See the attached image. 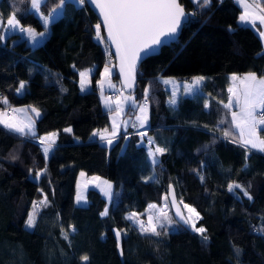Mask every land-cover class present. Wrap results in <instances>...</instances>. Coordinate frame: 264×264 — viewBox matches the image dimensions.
I'll return each instance as SVG.
<instances>
[{"label":"trees","instance_id":"obj_1","mask_svg":"<svg viewBox=\"0 0 264 264\" xmlns=\"http://www.w3.org/2000/svg\"><path fill=\"white\" fill-rule=\"evenodd\" d=\"M179 2L188 13L179 37L140 64L136 86L128 92L138 103L148 90L143 140L134 128L121 131L111 145L92 137L93 131L108 129L109 113L96 91L80 90L78 71L92 67L94 83L114 59L106 40L97 39L98 22L87 6L66 0L35 45L14 32L0 42V112L18 106L40 112L35 136L0 127V264H264V152L233 143L237 130L219 124L231 119L219 103L227 102L229 75L264 76L262 39L256 28L239 22L236 0H211L204 7ZM258 2L264 11V0ZM17 8L22 26L43 29L29 0H0L3 22ZM100 35L105 37L102 30ZM194 76L204 77L197 93L171 105L162 78ZM112 78L118 84L115 69ZM21 81L25 87L17 93ZM224 130L230 136L224 137ZM51 132L57 133L55 145L44 159L35 138ZM148 138L153 150L167 149L155 163ZM78 171L113 182L108 205L95 189L86 191V205H73ZM229 184L242 188L229 191ZM170 185L178 200L199 212L196 227L207 230L206 241L177 223L170 208L174 223L158 229L159 236L141 233L125 219L132 212L145 218L147 206H160ZM45 196L35 227H25L32 202ZM106 205L108 214L101 216ZM114 229L122 233V254Z\"/></svg>","mask_w":264,"mask_h":264},{"label":"snow or ice","instance_id":"obj_2","mask_svg":"<svg viewBox=\"0 0 264 264\" xmlns=\"http://www.w3.org/2000/svg\"><path fill=\"white\" fill-rule=\"evenodd\" d=\"M21 2H27V0H21ZM75 2L83 8L87 4L91 3L94 6L98 7L103 20V26L106 29L107 36L102 37L100 35L101 24L97 23L95 25V30L97 32L98 40H107L111 44L115 45L116 56L120 61V73L123 74L127 80H131L133 83L135 81V69L137 62L144 57L154 54L156 47L165 43V39L170 36H173L180 27L182 19L187 17V13L184 8L179 3V0H75ZM193 2L198 7H204L211 3V0H193ZM43 0H30V8L39 12ZM66 3V0H59L56 8L52 9L47 15L42 16L43 24L45 26L44 32H36L33 28H24L21 26L20 20L17 19V12L19 9H14L8 14L6 23L3 22V14H0V24L4 29V33L7 31L18 30L21 33H25L26 37L31 40L35 45L39 43L40 38H42L46 31L47 25L50 23L56 15H58V9L63 8ZM239 20L241 22H249L250 20L254 23L255 20H259L261 24H264V14H259L256 11V6L253 4H244V11L240 15ZM231 30V29H230ZM260 35L264 37V32H260ZM6 34L0 33V42L6 39ZM113 72V69L109 68L107 64L105 65L103 72L100 73L101 79L97 81V84L100 85L101 93L104 91V83L109 79ZM89 73L80 72V90L86 91L88 89L91 81L88 79ZM204 77L198 76L194 77L190 84L183 85V91L186 94H195L200 89V85ZM230 80L233 82L239 81V88L229 87L227 103L220 101L223 108L230 112L231 119L227 120L226 117L222 118L219 121L220 125L227 123L230 128H234L239 132V140L233 139V143H239L242 147L248 148L251 146L252 149H259L264 152V138H261L258 134V127L264 126V111H262L257 117V109H264V76L257 78L255 72H249L244 75L243 78L238 77L233 74L230 77ZM165 83H171V81H165ZM126 87H131V84L125 85ZM25 87V82H20V87L17 89V92H21ZM109 87H114L109 82ZM179 88L180 86L177 85ZM148 90H145V101L148 99L147 95ZM175 91L173 92V99L170 100V103L175 105ZM4 103H7L6 98ZM129 104L133 108L139 107L140 115L136 116L135 122L133 121H122L125 129L131 125L133 128H143L147 124L148 118L146 115V107L144 105H137L135 99L132 96H124L122 100L118 98L116 102L117 114L123 112V104ZM105 106L111 111V103L109 98H105ZM205 108L209 107L208 102L204 104ZM233 107L238 108V111H231ZM24 111L23 109H13V112ZM31 111L35 113L36 117L40 116V112L36 108H32ZM0 125H3L5 128L9 129L12 132H15L21 136H35V121H29L27 124L22 122H16L13 119H7L6 113H0ZM120 125L115 122V117H113L112 131L109 135H105L108 132V129L103 131L95 130L92 133V137H98L101 141H106L108 145H111L113 141L117 138L118 130ZM219 130V129H217ZM264 131V128L260 129ZM71 128H65L64 132H71ZM223 136H230V131L224 130ZM57 133H48L47 136H41L39 138V143L43 147V154L47 159L50 150L54 148L55 137ZM143 140L146 136V132L140 131L137 133ZM127 138V136H125ZM154 141L148 139V155L152 159V162L155 163L157 155H162L167 151L165 147L155 146L154 150L152 148ZM43 172H46L45 169L37 172L34 179H39ZM80 175L83 177L84 172H81ZM101 178L93 177V181H99ZM203 179V177H201ZM104 187L101 188V191L109 198L112 199L113 193L111 192L112 185L108 181L102 182ZM99 186V185H97ZM240 184H229L228 190L234 191L235 189H241ZM42 191V190H41ZM243 194L249 199L252 197L249 195L247 190H243ZM163 199V206L158 207L155 204H150L147 206L146 212L157 209L155 215H148L147 223L144 220L139 219L143 214L132 212L129 213L125 219L138 224L139 230L144 234H151L159 236L161 233L158 229L165 228L167 225H173V220L168 214L169 206L175 209V216L179 218L177 223L182 224L185 228L195 231L201 235L203 240H207L208 237L205 235L206 229L204 227H196V221L200 219L199 212L196 211L194 207L183 202L181 197L177 201L175 190L172 186H169L168 192L165 194ZM77 203L86 202L83 195L80 193L77 194ZM33 210L28 213V218L25 221L26 227L33 228L37 223L38 209L41 206L47 204V196L43 200L37 202L33 201ZM187 211L185 215L182 208ZM108 214V207H105L104 211L100 213L101 216H106ZM72 231H75V228H71ZM114 234L116 236L118 246L121 238V230L114 229ZM67 238V233L62 232ZM122 254V250H121ZM237 254H239V249H237ZM89 259L88 256H83L82 260L87 262Z\"/></svg>","mask_w":264,"mask_h":264},{"label":"rangeland","instance_id":"obj_3","mask_svg":"<svg viewBox=\"0 0 264 264\" xmlns=\"http://www.w3.org/2000/svg\"><path fill=\"white\" fill-rule=\"evenodd\" d=\"M71 1H73L75 4H77L76 2H75V0H71ZM236 1H238L243 7H244V4L245 3H247V4H253V5H255L256 6V11L259 13V14H264V11H263V9H262V7L260 6V4H259V2H258V0H236ZM59 3V0H43V3H42V5H41V8H42V10H44L45 12H47V10H48V8H50V7H52L53 9L54 8H56V4H58ZM29 5H30V0H29ZM41 8H40V10H41ZM39 10V12H36L35 10H33L34 11V13L36 14V15H41V11ZM244 11V10H243ZM243 11H242V13H243ZM241 13V14H242ZM44 14V13H43ZM259 24H261L260 23V21L259 20H256ZM239 22L241 23V24H247V25H254L253 24V22L250 20L249 22H241L240 20H239ZM261 26L263 27V29H264V24H261ZM254 27V26H253ZM256 27V26H255ZM257 31L259 32V34H260V32H262V30H260L259 29V27L257 26ZM45 31V28H43V29H41L39 32H44ZM264 31V30H263ZM47 33H48V25H47V31H46V33H45V35L42 37V38H40L41 40H43L45 37H46V35H47ZM261 36V35H260ZM261 39H262V44H263V49H264V37H262L261 36ZM40 41V40H39ZM26 43L27 44H30V43H32L31 42V40L30 39H28V40H26ZM31 45V44H30ZM109 68H111V69H115V67H114V64H109V65H107ZM105 67V66H104ZM103 69L104 68H101V70H100V73H102L103 72ZM80 72H87V73H89V75H88V79L90 80V81H92L91 80V74H92V72H93V68L92 67H86V68H83V69H81V70H79L78 71V76H77V83H78V85H79V88H80ZM100 73H99V77H98V79L94 82V83H90L89 84V86H88V89L87 90H94V91H96V93H97V95L102 99V104H104V106H105V98H109V100H110V103H111V111H109L108 110V113H109V123H110V126L108 127V132L107 133H105V135L107 136V135H109L110 133H111V131H112V123H113V117H115V122L118 124V125H120V127H119V130H118V135L120 134V132L121 131H124V130H127V129H129V127H131V128H133L131 125H129L126 129H125V127H124V125L122 124V121H133V122H135V120H136V117H133L132 118V116L130 115V113H128L127 111H128V108H129V104H127V103H125V104H123L122 105V107H123V112L122 113H120V114H117V109H116V102H117V100H118V98L120 99V100H122L123 99V97L124 96H132L133 98H134V96L131 94V93H128V92H125L122 88H121V86H120V84L118 83L117 85H114V87H109V82H111V76H112V74H111V76L109 77V79L108 80H106L105 81V83H104V91H103V93H101V90H100V85L99 84H97V81H99L100 79H101V75H100ZM113 73V72H112ZM235 75H237L238 76V74H236V73H234ZM245 74H247V73H242L241 75L244 77V75ZM194 77H198V76H194ZM194 77H192L191 79L193 80V78ZM260 76H257V78H259ZM163 79H165V81H173V80H176L174 77H165V78H163ZM181 84L182 85H184V84H190L189 82H187L186 80H182L181 81ZM166 85L168 86V91H169V103H170V100L171 99H173V92L175 91V93H176V95H175V100H176V102H177V100H178V98L179 97H181V96H184V95H186V96H190V95H193V94H186V93H184V91H183V87H177V85L175 86V85H170V83H166ZM180 86V85H179ZM20 87V84H19V86L17 87V89ZM241 87V86H240ZM17 89H16V92H17ZM24 90V89H23ZM22 90V91H23ZM22 91L21 92H17V93H22ZM107 92H117V96L116 97H112V98H110V97H107L106 96V94H107ZM171 104V103H170ZM113 105V106H112ZM171 105H173V104H171ZM147 106V105H146ZM146 110H147V108H146ZM137 115H140V111H139V113L137 114ZM146 115H147V118H148V122H149V116H148V114L146 113ZM148 122H147V124L146 125H144V127L143 128H145V127H147L148 126ZM123 129V130H122ZM136 129V128H135ZM138 129H140V128H138ZM117 135V136H118ZM106 142V141H105ZM107 143V142H106ZM81 172H83V171H78L77 172V175H76V178H75V183H74V194H73V205H75V206H84V205H86V203H87V199H86V191L88 190V189H95V190H97L101 195H102V197H104L105 199H106V201H107V205H108V203H109V198L101 191V188L102 187H104V185H103V181H108L111 185H112V188H111V192H113V182L112 181H110L109 179H107V178H105V177H101V176H99V175H95V174H91V175H87V174H85L83 177L80 175V173ZM93 177H99V178H101L99 181H93L92 180V178ZM97 185H99V186H97ZM78 193H80L81 195H83L84 196V198H85V201L86 202H81V203H77V200H76V198H77V194ZM107 205H106V207H107ZM163 206V203L160 205V206H158V207H162ZM105 209V208H104ZM184 210V213H185V215H187V211L185 210V209H183ZM102 211H104V210H102ZM168 211V210H167ZM156 212H157V209H152V210H150V211H148L147 212V215L145 216V218H139V219H142V220H144L145 221V223H147V218H148V215H155L156 214ZM169 214V213H168ZM128 215V214H127ZM25 227H26V224H25ZM28 228V227H27ZM119 250H120V252H121V249H120V247H121V238H120V241H119Z\"/></svg>","mask_w":264,"mask_h":264},{"label":"crops","instance_id":"obj_4","mask_svg":"<svg viewBox=\"0 0 264 264\" xmlns=\"http://www.w3.org/2000/svg\"><path fill=\"white\" fill-rule=\"evenodd\" d=\"M237 2V4L240 6V8H241V10L243 11L244 10V7L238 2V1H236ZM57 5V4H56ZM53 8L52 7H50V8H48V10H47V12H45L44 10H42V8H41V14H43V15H47L51 10H52ZM60 12H61V8L60 9H58V13L60 14ZM58 14V15H59ZM36 15V14H35ZM58 15H56L55 17H57ZM37 17H38V19L40 20V22L42 23V25H43V28H45V26H44V24H43V20H42V16L41 15H36ZM54 17V18H55ZM53 18V19H54ZM53 19H51V20H53ZM6 20H7V18H6ZM6 20H5V23H6ZM254 25V28H256V29H258L257 28V26L259 27V29L260 30H262V32H264L263 30V27L261 26V24H259L256 20H255V22L253 23ZM22 26V25H21ZM252 26V25H251ZM252 26V27H253ZM256 26V27H255ZM22 27H24V28H29V27H25V26H22ZM31 28V27H30ZM36 31V30H35ZM12 32H14V33H17L18 35H19V37L20 38H24L25 40H28V38L26 37V34L25 33H21V32H19L18 30H13V31H7L6 33H4V29H2V31H1V33H3V34H6V36L9 34V33H12ZM37 32V31H36ZM38 33V32H37ZM40 41H41V39H40ZM39 41V42H40ZM31 45H34L33 43H30ZM102 68H104V67H102ZM233 74H230L229 75V86H228V88L229 87H233V88H239L240 87V85H239V81H236V82H233V81H231L230 80V77L232 76ZM238 77H241V78H243V76L241 75V74H238ZM176 79V78H175ZM162 81L164 82V84H165V88L167 89V91H168V86L166 85V83H165V79H163L162 78ZM181 81L182 80H178V79H176V80H173V81H171V83H170V85H180V87H183V85L181 84ZM187 82H189V83H191V81H192V79H189V80H186ZM203 82V81H202ZM112 85H117V83H116V81L112 78V76H111V82H110ZM228 88H227V100H228V96L230 95V93L228 92ZM168 93H169V91H168ZM98 98H99V102H100V105H101V107L102 108H104V109H107L106 108V106H104V104H102V99L98 96ZM135 102H136V104L137 105H144L146 108H147V110H146V113L148 114V116H149V107H148V105L144 102V101H141V102H138L137 103V101L135 100ZM227 103V102H226ZM147 105V106H146ZM113 106V105H112ZM129 107L131 108L130 109V112H132L133 114H130L131 116H132V118L133 117H136L137 116V114L139 113V107H135V108H133L132 106H130L129 105ZM13 109H23L24 111H17V112H13ZM31 109H32V107H29V106H18V107H13V108H11V109H8V111H10V116L9 117H6L7 119H13L14 118V120L16 121V122H22V123H24V124H27L29 121H34L35 120V118H36V115H35V113H33L32 111H31ZM108 110V109H107ZM239 109L238 108H236V107H233L232 108V110L231 111H238ZM260 110H262V109H257V112L258 111H260ZM0 113H4V111L3 112H0ZM0 127L1 128H3V129H5V130H7V131H9V132H11V133H14V134H17V133H15V132H12V131H10L9 129H7V128H5L3 125H0ZM129 128H131V127H129ZM147 127H145V128H140V129H138V128H136V130L137 131H144L145 129H146ZM135 129V128H134ZM123 130V129H122ZM51 133H54V132H51ZM47 134L48 133H46V134H42V135H39L38 137H36L35 138V140L37 141V143L39 144V148H40V151H41V153H42V155H43V157H44V159H46L45 158V156H44V154H43V147L41 146V144L39 143V138L41 137V136H47ZM17 135H19V134H17ZM21 136V135H20ZM237 138H238V140H239V132H238V130H237ZM149 139V138H148ZM55 141H56V137H55ZM248 148H251V146H248ZM252 149V148H251ZM254 150H258V151H260L259 149H254ZM51 151V150H50ZM39 172V171H38Z\"/></svg>","mask_w":264,"mask_h":264},{"label":"water","instance_id":"obj_5","mask_svg":"<svg viewBox=\"0 0 264 264\" xmlns=\"http://www.w3.org/2000/svg\"><path fill=\"white\" fill-rule=\"evenodd\" d=\"M179 3H180V2H179ZM86 6H87V8L91 11V13L95 16L97 22L101 24V30H102V33H104V36L106 37V36H107V32H106V29H105L104 26H103V23H102L103 17H102V14H101L99 8L96 7V6H94V5L91 4V3L87 4ZM181 6H182V5H181ZM182 7H183V6H182ZM184 10H185V9H184ZM185 12L187 13L186 10H185ZM187 14H188V13H187ZM187 19H188V15H187L186 18L182 19V23H181L180 27L178 28V31H177L173 36H170V37H167V38H163V39H165V43H163L162 45L157 46V47H156V51H155L154 54H152V55H156V54H158L163 46L170 45L171 43H173V42H175V41L177 40V38H178L179 35H180L181 29H182V27H183V24L187 21ZM106 43H107V45H108V47H109L110 54L112 55V57H113V59H114L115 73H116V75H117V77H118V78H117V81H118V83L120 84L121 88H122L125 92H129L130 90H132V89L135 88V86H136V83H137V70H138L140 64H141V63H142L147 57H149V56L144 57L143 59H141V60H139V61L137 62L136 69H135V81H134V83H133L131 80H127V81H126L125 76H124L123 74L120 73V61H119V58H118V57L116 56V54H115V53H116L115 45L111 44V42H110V41H107V40H106ZM152 55H150V56H152ZM126 83H127V84H131L132 86H131L130 88H129V87H126V86H125ZM172 188H173V187H172ZM173 189H174V188H173ZM168 190H169V188H168ZM168 190H167V192H168ZM176 198H177V196H176ZM177 201H179L178 198H177ZM169 208H170V210H171V214H172L174 220L177 222V221L179 220V218H178L177 216H175V209L172 208L171 206H169ZM181 208H182V206H181ZM182 211H184L183 208H182ZM181 225H182V224H181Z\"/></svg>","mask_w":264,"mask_h":264},{"label":"built area","instance_id":"obj_6","mask_svg":"<svg viewBox=\"0 0 264 264\" xmlns=\"http://www.w3.org/2000/svg\"><path fill=\"white\" fill-rule=\"evenodd\" d=\"M106 96H107V97H110V98H112V97H116V96H117V92H107ZM142 101H144V102L146 103L145 99H143ZM262 111H263V109L257 112V117H258V118H259V115H260V113H261ZM4 113H6V117H9V116L11 115V114H10V111H8V110L4 111ZM259 127H260V126H259ZM259 127H258V129H259Z\"/></svg>","mask_w":264,"mask_h":264}]
</instances>
